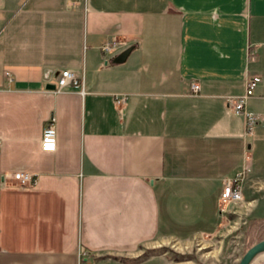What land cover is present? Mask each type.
Returning a JSON list of instances; mask_svg holds the SVG:
<instances>
[{
	"label": "crops",
	"instance_id": "obj_1",
	"mask_svg": "<svg viewBox=\"0 0 264 264\" xmlns=\"http://www.w3.org/2000/svg\"><path fill=\"white\" fill-rule=\"evenodd\" d=\"M61 70L83 94L54 93ZM254 77L248 136L233 102ZM244 170L264 219V0H0V264H162L112 257L216 234Z\"/></svg>",
	"mask_w": 264,
	"mask_h": 264
},
{
	"label": "rangeland",
	"instance_id": "obj_2",
	"mask_svg": "<svg viewBox=\"0 0 264 264\" xmlns=\"http://www.w3.org/2000/svg\"><path fill=\"white\" fill-rule=\"evenodd\" d=\"M261 190L264 193V188ZM243 202L244 196L239 204L226 207L230 213L228 219L214 235H199L187 241L160 238L141 247L130 258H112L133 263L238 264L250 247L264 240V223H255L264 219L255 218L251 207L242 208ZM252 264H264V254L256 257Z\"/></svg>",
	"mask_w": 264,
	"mask_h": 264
},
{
	"label": "built area",
	"instance_id": "obj_3",
	"mask_svg": "<svg viewBox=\"0 0 264 264\" xmlns=\"http://www.w3.org/2000/svg\"><path fill=\"white\" fill-rule=\"evenodd\" d=\"M77 1V0H74ZM113 50V45L107 44L102 48L104 54H109ZM260 82L259 77L251 78L247 81L245 94L236 99L234 104V112L236 114L243 115L245 119V132L246 135H251L253 128L257 125L258 120L253 115L249 114L245 110L246 101L253 95L254 90L256 89L258 83ZM84 74L78 71L73 70H61L57 74V85L54 93L60 94L68 90H79L81 94L84 93ZM191 93L197 94L199 92L198 83L194 82L190 85ZM232 102L233 100H229ZM125 98L122 97L117 101V104L124 103ZM41 150L46 153H53L57 149V133L53 120H50L42 131L41 137ZM246 170L236 175L231 179H225L223 181V188L220 194V211L223 214H226L228 211L226 207L228 205L239 204L243 200V186L244 179L246 177ZM14 180L18 182L19 186L22 188L25 187H34L37 185V178L31 174L26 173H16L13 176ZM87 253L84 251H79L78 258L79 264H92L87 262L85 257Z\"/></svg>",
	"mask_w": 264,
	"mask_h": 264
},
{
	"label": "water",
	"instance_id": "obj_4",
	"mask_svg": "<svg viewBox=\"0 0 264 264\" xmlns=\"http://www.w3.org/2000/svg\"><path fill=\"white\" fill-rule=\"evenodd\" d=\"M132 48L126 49L122 52L115 60V63L122 64L124 63L128 56L130 55ZM264 254V240L256 243L252 247H250L242 256L238 264H252V262L258 257L259 255Z\"/></svg>",
	"mask_w": 264,
	"mask_h": 264
},
{
	"label": "trees",
	"instance_id": "obj_5",
	"mask_svg": "<svg viewBox=\"0 0 264 264\" xmlns=\"http://www.w3.org/2000/svg\"><path fill=\"white\" fill-rule=\"evenodd\" d=\"M255 223H257V224H263L264 223V220H257Z\"/></svg>",
	"mask_w": 264,
	"mask_h": 264
}]
</instances>
